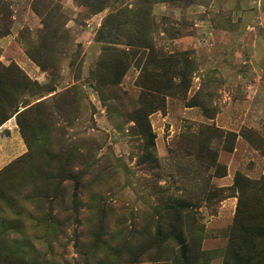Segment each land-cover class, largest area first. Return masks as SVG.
Returning a JSON list of instances; mask_svg holds the SVG:
<instances>
[{"label":"rangeland","instance_id":"1","mask_svg":"<svg viewBox=\"0 0 264 264\" xmlns=\"http://www.w3.org/2000/svg\"><path fill=\"white\" fill-rule=\"evenodd\" d=\"M240 187L262 215L264 0H0V264H259Z\"/></svg>","mask_w":264,"mask_h":264},{"label":"trees","instance_id":"2","mask_svg":"<svg viewBox=\"0 0 264 264\" xmlns=\"http://www.w3.org/2000/svg\"><path fill=\"white\" fill-rule=\"evenodd\" d=\"M21 128V125H20ZM145 136L147 138V142L149 145H153L154 140V134L151 132L149 124H145V130H144ZM239 178H236L235 184L239 185ZM254 183V182H253ZM247 199V190L245 187H240V195L238 198V206L236 211V216L233 222V226L231 229V237L233 239L237 238V235H235V232L238 231V228L243 226V224L246 222L249 225V229L243 227L244 232H249L251 234V238L249 240L250 247L247 252L246 259L247 260H257V263H260L259 260H264V213L262 215H254L251 219H245L244 218V209H245V201ZM171 233L177 243L179 244L180 248V256L185 260L187 258V245L181 236L180 232H177L175 228L171 229ZM252 256H251V254Z\"/></svg>","mask_w":264,"mask_h":264}]
</instances>
